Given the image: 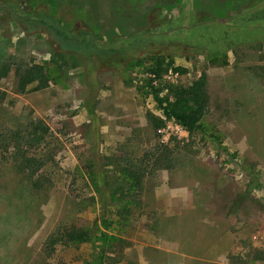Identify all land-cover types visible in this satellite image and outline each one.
<instances>
[{"label": "rangeland", "instance_id": "rangeland-1", "mask_svg": "<svg viewBox=\"0 0 264 264\" xmlns=\"http://www.w3.org/2000/svg\"><path fill=\"white\" fill-rule=\"evenodd\" d=\"M5 1L0 61L11 68L0 79L4 119L42 118L57 144L53 186L38 197L10 162H0V264H98L91 248L76 261L84 243H54L46 258L45 240L57 224L90 217L77 211L75 195L83 193L75 167L85 174L87 165L123 151L139 155L155 141L186 144L172 120L152 130L146 112L160 113L136 88L144 75L137 61L157 53L185 69L169 71V81L207 75L206 122L221 142L186 145L173 170L143 180L128 245L109 257L119 258L115 264H264V0ZM211 51L225 65L211 64ZM46 62L54 82L17 93L14 69ZM147 232L156 236L150 245Z\"/></svg>", "mask_w": 264, "mask_h": 264}, {"label": "trees", "instance_id": "trees-1", "mask_svg": "<svg viewBox=\"0 0 264 264\" xmlns=\"http://www.w3.org/2000/svg\"><path fill=\"white\" fill-rule=\"evenodd\" d=\"M54 37L62 45L76 49V46H71L69 39L64 41L57 35ZM206 58L211 64L225 65L224 55L221 53L211 51ZM135 66L141 67L144 74L136 80L138 92L143 97L149 96L160 113L155 115L150 111L146 112L152 130L156 132L165 121L172 120L186 132L187 142L180 147L177 142L168 144L155 141L139 155L123 151L122 155H113L96 168L92 169L87 165L85 174L81 172L82 167H75L83 193L75 195L79 203L77 211L87 209L90 217L82 225L57 224L45 240L46 258L52 257L54 243L74 247L84 243L96 250L95 261L98 264H102L104 258L110 260L109 264L117 263L119 258L109 257L108 254H119L128 245L124 234L134 231L135 216L141 215L143 180L154 176L158 169L173 170L177 155L186 150V145L196 146L200 140L221 142L218 131L206 122L209 96L206 88L207 75L204 72L186 84L169 81L166 78L169 71L181 74L185 69L173 65L172 60L161 53L141 57ZM10 68L8 59L0 61V79L6 76ZM52 74L53 69L48 62L17 67L14 69L15 90L22 93L30 85H33L31 90L42 89L49 82H54ZM124 80L127 84L130 83L126 75ZM2 101L3 93L0 92V162H10L30 181L31 195L38 197L53 186L52 169L55 167L57 143L51 140L50 128L42 118H27L16 123L5 120ZM87 112L90 116L94 114L92 110ZM81 256L78 253L76 261L83 260ZM92 257L95 258L94 255ZM41 264L49 263L43 261Z\"/></svg>", "mask_w": 264, "mask_h": 264}, {"label": "crops", "instance_id": "crops-1", "mask_svg": "<svg viewBox=\"0 0 264 264\" xmlns=\"http://www.w3.org/2000/svg\"><path fill=\"white\" fill-rule=\"evenodd\" d=\"M8 1V0H7ZM7 1H5V3H4V5L6 6V5H9L8 3H7ZM182 203V202H181ZM182 204H184V202L182 203ZM147 242H145V244H148V245H150V243H154L155 241H156V236H154V235H151L150 233L148 234V232H147ZM79 244H77L76 246H78ZM82 245V244H81ZM84 245H87L88 246V244H84ZM153 247H156V246H154L153 245ZM81 248H83V245L81 246ZM82 250H86L87 252L90 250V247L88 246L87 247V249H81V250H79L78 252L80 253V254H82ZM170 250V249H169ZM169 253H171V254H174V255H176V254H178L177 253V251L176 250H170L169 251Z\"/></svg>", "mask_w": 264, "mask_h": 264}]
</instances>
